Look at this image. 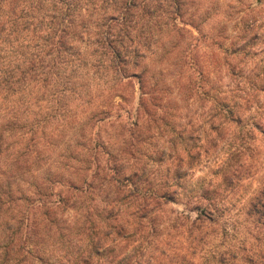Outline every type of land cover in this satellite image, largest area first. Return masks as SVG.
I'll return each mask as SVG.
<instances>
[{
  "label": "trees",
  "instance_id": "trees-1",
  "mask_svg": "<svg viewBox=\"0 0 264 264\" xmlns=\"http://www.w3.org/2000/svg\"><path fill=\"white\" fill-rule=\"evenodd\" d=\"M208 13L203 8L192 14V0H0V264L60 262L52 261L54 229L65 211L88 202L97 181L116 192V207L131 203L142 214L141 232L147 234L143 241L149 244V235L159 226L147 218L176 201L178 192L173 187L184 176V157L174 148L169 155L150 148L163 127L174 138L183 133L171 123L175 117L147 64L157 57L163 36L172 40L182 32L193 35L178 23L199 31ZM200 89L196 92L192 87V106L207 99L214 116L203 140L192 127V152L185 150L192 167L201 156L200 148L215 146L213 136L224 130L240 131L242 153L248 152L247 138L256 133L264 138V110L254 111L255 89L238 93L229 87L221 98H209ZM136 100L134 108L131 104ZM74 102L76 108L71 106ZM79 107L85 108L80 115L88 118L89 130L84 129L76 142V160L92 169L90 180L89 169L84 175L80 168L54 179L41 175L37 163L42 155L37 147L43 150L49 143L54 132L50 123L76 117ZM108 119L128 121L122 131L127 135L123 151L127 157L110 158L104 164L99 149L106 145L94 129ZM82 141L86 142L83 150ZM161 157L176 165L164 183L153 184L157 173L153 165ZM33 168L36 176L30 181ZM230 169L228 164L222 171L220 185L230 184ZM64 178L68 186L61 182ZM214 193L202 189L194 203L187 204L197 212L193 225L199 229L223 218ZM94 201L90 198L92 204L81 222L85 250L71 264H89L94 255L127 234L109 202L93 220L99 206ZM245 212L247 237L238 248L229 246L221 253L220 264H264V186L250 198Z\"/></svg>",
  "mask_w": 264,
  "mask_h": 264
},
{
  "label": "rangeland",
  "instance_id": "rangeland-1",
  "mask_svg": "<svg viewBox=\"0 0 264 264\" xmlns=\"http://www.w3.org/2000/svg\"><path fill=\"white\" fill-rule=\"evenodd\" d=\"M203 8L209 12V17L199 31L178 23L179 27L192 31L193 35L182 32L181 36H174L172 40L170 36H163L156 47L157 57L147 64L155 76L153 83L159 85V91L175 117L171 123H174L177 132L183 133L181 138H174L169 129L163 127L150 147L167 155L172 154L174 148L184 157L181 163L184 176L173 187L178 192L176 201L147 218V221L155 220L153 223L159 226L153 236L149 235L147 244L143 241L147 234L141 232L145 226L140 223L144 220L142 214H138L131 203L116 207L113 203L116 192L97 181L93 185L94 192L87 196L88 202L65 211L54 229L57 232L54 231L51 237L50 249L52 261L60 260L57 264H71L84 252L81 222L82 217L87 216L85 210L92 204L90 198H94L96 205L99 203L96 208L98 213L95 214L98 217L93 220H98L104 204L109 202L113 213L119 214L127 234L124 240L118 239L101 250L99 256L94 255L89 264H220L221 253L229 246L238 248L246 239L244 231L249 228L246 206L264 186V138L259 133L251 139L245 138V147L249 149L242 153L240 131L224 130L220 136H213L215 146L200 148L201 156L193 167L185 150L192 152V127L198 130L196 137L203 140L207 134L203 132L208 130L209 121L214 116L210 105L205 104L207 99L192 106V87L196 92V88H202L200 90L209 98L223 97L229 87L238 93L253 88V94L257 96L254 111L256 113L259 107L261 112L264 110V0H192V14ZM71 106L76 108V103H71ZM131 106L135 108L137 100ZM83 109L79 107L78 115L67 121L50 123L49 127L54 132L50 134L49 143L43 150L37 147L42 155L37 163L41 175L54 179L59 174L71 175L75 172L74 168H80L84 175L89 169L87 180H90L92 169L76 160V142L85 134L84 129L89 130V125L85 124L88 118L80 115ZM127 122L126 119H108L96 124L94 132L106 145L104 150L99 149L104 164L110 158L118 160L127 157L123 152L127 135L122 132ZM196 143L201 146V143ZM81 144L83 150L86 142ZM161 161L153 165V171H157L153 184L155 180H158L156 184L160 181L164 183L169 171L176 165H170L168 157L166 160L161 157ZM228 164L232 168L228 172L230 184L220 185L222 171ZM35 173L33 168L30 181L35 178ZM64 179L61 182L68 186L67 178ZM24 180H28V175ZM69 180L75 182L74 177ZM202 189L216 191L213 197L222 205L223 218L218 223H205L199 229V226L193 225L197 212L190 210L187 204L190 200L193 204ZM208 195L212 197L211 193ZM250 231L256 233L254 229Z\"/></svg>",
  "mask_w": 264,
  "mask_h": 264
}]
</instances>
